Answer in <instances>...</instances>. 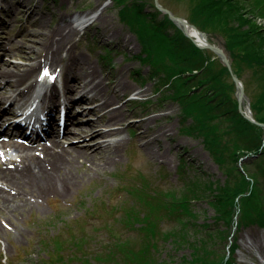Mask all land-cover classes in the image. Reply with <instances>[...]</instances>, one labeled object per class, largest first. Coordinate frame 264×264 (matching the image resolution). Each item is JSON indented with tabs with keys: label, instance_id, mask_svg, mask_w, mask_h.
<instances>
[{
	"label": "rangeland",
	"instance_id": "obj_1",
	"mask_svg": "<svg viewBox=\"0 0 264 264\" xmlns=\"http://www.w3.org/2000/svg\"><path fill=\"white\" fill-rule=\"evenodd\" d=\"M25 1L33 6L34 14L29 18L24 16L25 20L21 21L22 30L15 29L7 35L5 40L9 43L10 51L5 55L7 65L27 66L28 62L43 63L45 60L51 67L61 70L63 80L68 81L62 83L63 88L68 90V86L82 84L81 91L75 92L72 97L83 92L86 96H96L97 102L107 99L114 106H119L121 112L129 116V119L122 122L121 131L113 136L114 140L124 138L120 155L114 163L106 166L97 165L95 171L86 174L79 166L76 173L81 177V181L66 196L55 193L47 197L29 196L31 203L26 209H7V216L0 213V223L3 227L0 233V264H53L55 261L50 260L53 255L63 257V261L56 264H119L99 260L95 254L100 253V256L107 257L106 249L114 242V231L108 229L107 224L120 233L121 240L139 239L136 232L122 222L125 217L123 209L131 201L123 186L126 189L132 185L139 186L143 181V175L150 184L149 190H158L162 193V190L173 189L179 194V184L182 183L179 167L182 160L191 164L189 169H185L187 176L205 175L215 180L222 179L223 175L201 141L179 131L183 121L179 116V105L176 102L165 100L159 105L151 103L146 108L141 106L133 108L134 102L130 99L134 96L149 97L155 101L154 86L152 81L140 78L138 72L147 71V64L140 63L133 56L140 51V43L136 35L120 19L118 8L111 0ZM161 1L178 15L186 16L189 13L187 1ZM14 6L16 9L17 6ZM79 14L90 15V25L76 27L75 34H67L68 38L61 43L53 42V45L47 42L40 43L39 40H42L43 36L38 41H30L36 38L35 35L30 36L37 30L52 33L58 24L68 29L67 22L74 24L75 17ZM206 36L224 48L225 42L221 35L208 33ZM48 37L50 36L45 40L51 42L53 37ZM105 44L109 47L106 52L103 50ZM26 45L34 49L38 46L35 58L33 55L32 59L24 55ZM57 48L58 59L52 60L48 51ZM0 64L2 70L5 63L0 61ZM6 67L5 65L4 70ZM34 70L32 81L36 80L38 67ZM9 76L14 77L6 75ZM97 81L102 85L96 86ZM117 81L124 84V87L114 86ZM84 83L87 85L84 86ZM246 102L249 103L248 98ZM94 103L96 101L88 103V100H85L81 105L90 108ZM245 105L248 108L249 104ZM155 109L158 111H153ZM97 114L98 112L87 111L81 116L78 113L75 116L81 119H96ZM131 120L140 122L142 126L139 128L132 126ZM143 128L147 130L144 137L140 136ZM67 135L70 136L63 139L65 144L78 140L69 131L65 134ZM100 139L95 135L86 140V143H94ZM89 164L86 163L84 167ZM195 204L198 209H203L198 221L212 222L214 210L208 202L196 200ZM136 207L142 208L140 204ZM102 209H107L111 212L110 215L103 213ZM172 225L173 222L167 218L162 221L161 227L166 231ZM68 227H74L78 238L84 236L90 239L86 253L71 246ZM54 236L65 241L61 250H58L52 241ZM43 238L47 239L44 243ZM232 239L238 245L237 251L233 254L237 264H241L243 259L249 264H258V258H264V229L258 226L241 228L235 232ZM189 254V249L173 250L171 244L167 242L160 258H168L170 255L171 258L179 260L182 255Z\"/></svg>",
	"mask_w": 264,
	"mask_h": 264
},
{
	"label": "trees",
	"instance_id": "obj_2",
	"mask_svg": "<svg viewBox=\"0 0 264 264\" xmlns=\"http://www.w3.org/2000/svg\"><path fill=\"white\" fill-rule=\"evenodd\" d=\"M181 1L188 2L189 21L224 38L235 74L245 77L254 116L264 122V26L258 23L264 18V0ZM112 3L140 42L141 51L134 56L147 64L144 78L153 81L158 101L179 103L182 131L203 142L225 178L187 176L185 169L191 164L182 160L179 194L170 189L159 197L146 190L149 182L144 180L145 188L131 190L142 208L123 209L124 222L139 224V241L121 240L116 234L107 257L95 256L119 264H236L232 254L237 245L232 242L229 252L227 248L234 226L237 231L252 225L264 228V127L239 110L228 67L214 52L198 47L154 0ZM196 200H206L213 208L212 222L198 221L203 209H198ZM167 218L173 225L164 231L161 225ZM73 238L79 248L84 247L81 237ZM167 242L173 250L189 249L190 254L179 260L170 255L160 258Z\"/></svg>",
	"mask_w": 264,
	"mask_h": 264
},
{
	"label": "bare ground",
	"instance_id": "obj_3",
	"mask_svg": "<svg viewBox=\"0 0 264 264\" xmlns=\"http://www.w3.org/2000/svg\"><path fill=\"white\" fill-rule=\"evenodd\" d=\"M18 1V10L21 13H26L28 17H31L33 13V6L28 5L25 0ZM81 17V16H80ZM65 27L58 24L51 32L34 31L35 39L30 41H38L41 36L40 43H61L68 35H73L76 32V25L72 22H67ZM192 36L196 37L199 33L191 29L190 26L185 25ZM67 32V33H66ZM51 35H50V34ZM68 34V35H67ZM64 35V37H63ZM47 36H52V41H46ZM48 37V38H50ZM37 47L30 48L26 45V52L24 55L32 59V55L35 58L37 55ZM30 48V49H29ZM34 49V50H33ZM50 58L58 59L59 49L48 51ZM47 57V56H46ZM51 62V61H50ZM42 63V62H41ZM40 62L26 63L27 66H21L14 64L9 66L6 64V68L2 75H13V79H8L4 84H0V101L10 100L9 106H12L16 102V98L23 95L21 87L24 83L35 73V68L41 66ZM87 83L84 84L86 86ZM96 86L102 85L97 81ZM121 88L124 84L117 81L114 86ZM91 86V85H90ZM81 86H73L69 91V96H73ZM9 89L11 92L9 93ZM90 89V87H89ZM84 100L96 101V103L90 108H86L81 105ZM54 103L53 101H50ZM78 104L77 109L73 111L80 116L87 111L98 112L96 119H81L76 117V121L73 122V128L69 127L67 131L73 133L78 140L64 143L61 138L65 134L55 140H52L45 147L32 148L25 147L23 145H17L15 148L21 156L20 159H13L6 154H0V213L7 216V209H26L31 203L29 196L35 197H47L51 193L61 194L66 196L70 191L77 187L81 181V177L76 173V169L81 166L84 169V174L89 171H95L97 165L106 166L110 163H114L121 150V145L124 138L113 140L112 137L121 131V124L124 120H128L129 116L121 112L119 106H114L112 102L107 99H102L97 102L96 96H86L80 94L74 101ZM60 110V108H58ZM130 124L136 128L141 127V123L136 120H131ZM147 130L143 128L140 132V136H146ZM98 136L104 138V140L96 141L94 143H86L88 139ZM70 135L64 136L68 138ZM42 141H38L37 144H41ZM34 151V153L32 152ZM6 153V152H5ZM90 163L86 168L84 165ZM83 182V179H82ZM6 186V187H3ZM2 225L0 223V233L2 231ZM243 264H248L246 260L241 261Z\"/></svg>",
	"mask_w": 264,
	"mask_h": 264
},
{
	"label": "water",
	"instance_id": "obj_4",
	"mask_svg": "<svg viewBox=\"0 0 264 264\" xmlns=\"http://www.w3.org/2000/svg\"><path fill=\"white\" fill-rule=\"evenodd\" d=\"M157 1V0H156ZM160 9L166 11L169 16L176 22H178L180 25H186V20L183 18V17H177L175 16L170 10L166 9V8H163L161 6H159ZM193 28H195V26L192 25ZM209 47L214 50L216 53H218L222 58L223 60L225 61V63L227 64V66L231 69V64L229 62V59L226 55V53L223 51L222 48L216 46V45H212L210 44ZM234 80L236 82V85L238 87V99L239 101L241 102L242 99H243V96H244V87H243V84L240 82V80L234 75ZM256 123L258 124H261V125H264V123H260L258 121H256Z\"/></svg>",
	"mask_w": 264,
	"mask_h": 264
}]
</instances>
